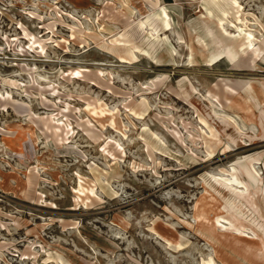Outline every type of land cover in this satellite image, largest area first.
Returning <instances> with one entry per match:
<instances>
[{
    "label": "rangeland",
    "instance_id": "1",
    "mask_svg": "<svg viewBox=\"0 0 264 264\" xmlns=\"http://www.w3.org/2000/svg\"><path fill=\"white\" fill-rule=\"evenodd\" d=\"M263 253L264 0H0V264Z\"/></svg>",
    "mask_w": 264,
    "mask_h": 264
},
{
    "label": "bare ground",
    "instance_id": "2",
    "mask_svg": "<svg viewBox=\"0 0 264 264\" xmlns=\"http://www.w3.org/2000/svg\"><path fill=\"white\" fill-rule=\"evenodd\" d=\"M250 35V34H249ZM252 36V35H251ZM248 37H250V36H248ZM250 39V38H249ZM251 40V39H250ZM249 44V43H248ZM130 54L132 55V56H134L133 54H132V52L130 51ZM248 86V85H247ZM244 87V86H243ZM237 181H238V179H236ZM236 183V182H235ZM235 196L233 197L234 198V200H232L231 201V203H235V202H238V204L239 205H241V203L240 202H246L247 201V199H249V195L248 194H242V193H240V192H238V193H236L235 192V194H234ZM236 207V206H235ZM235 213H232V212H229V214L228 215H221L220 217H218L217 218V220H216V222L217 223H219V218H222V219H224V220H227L228 222H229V224H230V227L233 229V232H236V233H242L243 232V230H241L242 228H247L248 227V225H246V224H241V225H236L235 226V224H233V222L235 221V220H238V216H237V213L236 212H240L238 209H237V207L235 208ZM234 220V221H233ZM252 240H255V238H253ZM256 242V241H255ZM258 244V243H257ZM258 250L260 251L261 250V243L260 244H258ZM263 257H264V253H263ZM207 264H211V262H209L208 261V263Z\"/></svg>",
    "mask_w": 264,
    "mask_h": 264
}]
</instances>
